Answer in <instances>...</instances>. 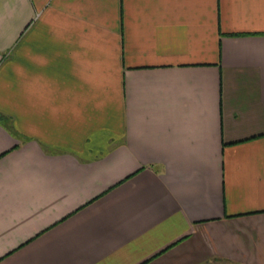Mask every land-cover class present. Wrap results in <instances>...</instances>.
<instances>
[{
	"label": "crops",
	"instance_id": "crops-1",
	"mask_svg": "<svg viewBox=\"0 0 264 264\" xmlns=\"http://www.w3.org/2000/svg\"><path fill=\"white\" fill-rule=\"evenodd\" d=\"M0 264H264V0H0Z\"/></svg>",
	"mask_w": 264,
	"mask_h": 264
}]
</instances>
